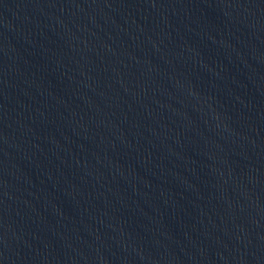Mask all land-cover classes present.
Here are the masks:
<instances>
[{
  "label": "water",
  "instance_id": "obj_1",
  "mask_svg": "<svg viewBox=\"0 0 264 264\" xmlns=\"http://www.w3.org/2000/svg\"><path fill=\"white\" fill-rule=\"evenodd\" d=\"M264 140V0H0V264H162Z\"/></svg>",
  "mask_w": 264,
  "mask_h": 264
}]
</instances>
